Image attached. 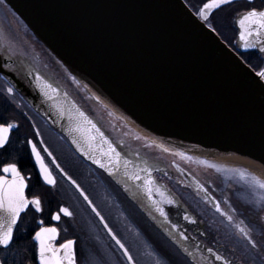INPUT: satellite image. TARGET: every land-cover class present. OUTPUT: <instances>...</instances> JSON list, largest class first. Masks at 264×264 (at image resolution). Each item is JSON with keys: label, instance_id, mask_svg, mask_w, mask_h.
I'll use <instances>...</instances> for the list:
<instances>
[{"label": "water", "instance_id": "95a60500", "mask_svg": "<svg viewBox=\"0 0 264 264\" xmlns=\"http://www.w3.org/2000/svg\"><path fill=\"white\" fill-rule=\"evenodd\" d=\"M5 1L28 22L74 85L59 78L39 57L15 51L1 27L0 71L33 110L108 178L190 264H224L215 257L227 259L226 255L205 240L204 222L177 186L219 213L240 238L236 225L253 231L247 218L217 197L208 184L213 176L197 171L198 166L186 159L238 165L264 174L263 76L184 0ZM244 14L237 20L241 51L264 53V32L247 35L248 22L244 28L239 23ZM241 32H245L243 40ZM245 43L255 46L245 48ZM49 84L51 88L46 87ZM57 105L73 116L78 108L99 132L85 123L83 131L70 135L69 128L75 124ZM74 138L94 159L73 143ZM110 145L130 162L127 167L138 173L139 180L132 181L123 170L119 177L112 175L95 162L108 163L105 153L111 155ZM34 158L42 174L35 152ZM145 187L152 188L151 196ZM153 201L160 202L166 219ZM38 248L40 257L39 240ZM45 249L47 260L50 252Z\"/></svg>", "mask_w": 264, "mask_h": 264}, {"label": "flooded vegetation", "instance_id": "af4514ba", "mask_svg": "<svg viewBox=\"0 0 264 264\" xmlns=\"http://www.w3.org/2000/svg\"><path fill=\"white\" fill-rule=\"evenodd\" d=\"M184 1L251 68L258 73L264 71V53L258 50L241 51L237 27L240 15L252 8L264 9V0H232L231 3L223 4L212 11H207L203 7L204 4L209 3V0ZM0 8L3 9L2 6ZM202 12L207 13V20L204 19ZM0 27L4 32L6 43L11 44L14 49L16 47L15 51H23L33 58L39 57L41 62L51 68L59 78H65L69 85H74L56 60L34 38L26 36L11 13L7 19H4L0 13ZM8 88H12L13 92L9 93ZM7 123H13L16 127L9 133L7 143L0 147V176L7 180L12 179V175L6 174L3 168L6 164H16L26 181L24 194L27 200L39 198L40 210L35 204L30 203L20 214L14 228L13 241L7 247L0 245V261H3V264H45L39 257L36 233L42 227H54L57 229L55 234H44V243L50 252V257L45 260L48 264H58V262L69 264L68 257L72 252L75 254L76 264H131L123 249L116 243V238L128 249L135 264H139L136 256L138 253L132 248L125 234L131 232L138 236L144 230L141 218L145 217L108 178L84 161L68 141L33 110L15 84L0 71V124ZM33 144L43 157V164L46 165L50 178L54 179L55 183H48L44 171L41 174L34 158ZM186 162L198 166L197 171H207L206 173L213 176V182L208 184L215 189V194L221 202L224 200L236 209L238 215L251 222L253 239L264 250V206L257 203L259 197L241 179V171L250 173L247 168L197 162L189 158ZM68 177L72 179L69 180ZM72 180L76 181L92 201V205H95V211ZM177 189L198 214V218L204 222L205 240L209 244L219 247L233 264H251L254 258L260 262L259 257H254L248 252L245 241L219 213L205 205L191 191L182 190L179 186ZM64 208H67L72 215L62 212ZM57 213H60L59 220L55 219ZM100 216L104 217L103 221L100 220ZM41 221L43 223H40ZM104 221L115 233L116 238L108 232ZM161 237L165 239L162 235ZM68 241H74L71 249L62 248L61 245H65ZM2 251L4 253H1Z\"/></svg>", "mask_w": 264, "mask_h": 264}, {"label": "snow or ice", "instance_id": "6c2138e0", "mask_svg": "<svg viewBox=\"0 0 264 264\" xmlns=\"http://www.w3.org/2000/svg\"><path fill=\"white\" fill-rule=\"evenodd\" d=\"M232 0H209V3L204 4V9H210L213 7H220L223 4L231 3ZM204 15V19H208V15L206 12H202ZM246 22H248V28L250 29L247 31V35H251L252 32H256L258 35L264 32V11L257 10L256 8H252L251 10L247 11L242 18L240 19L239 23L242 28L245 27ZM252 25H256L255 28H252ZM240 38L243 40L245 39V32L240 33ZM245 48L248 47H254L255 45H251L249 43H245L243 45ZM262 52H264V48L261 49ZM260 76H264V71H261L259 73ZM47 88H51V85H46ZM7 91L9 93L13 92L12 88H8ZM53 91L58 92V90L53 89ZM47 95V92L45 93ZM66 95V94H65ZM58 108H60L59 105H57ZM61 112H64L65 114H68L70 122L75 124V128H69V134L74 135L75 132H81L82 124H88L91 125V127L99 132L98 129L95 128V125L92 123V121L78 108H75V115L73 116L71 113L68 112L67 109L60 108ZM16 127L13 123H7V124H0V147H3L7 141H8V135L11 132V130ZM38 131V130H37ZM99 135L103 138V134L99 133ZM73 143L77 144V147L81 149V151L85 152V155L88 156L89 159H94V157L91 155L90 152L85 151L83 147H81L80 143L76 138L73 139ZM111 155H108V153H105V156H107L108 163H102L100 160H95L97 164L100 165L101 168H106L107 171L115 175L117 177L121 176V170H123V175L130 177L132 181L139 180L140 177L137 172L135 171H129L128 164L130 162L124 160L120 153L116 151L115 147L109 146ZM33 152H35L37 159L40 161L42 166V171L45 173V179L48 181V183H55L54 179L50 178V173L47 170L46 165L43 164V157L40 156L39 151L36 149V145H32ZM51 155V153H49ZM215 167V165H213ZM144 171L147 170V168L143 169ZM3 171L5 173H11L13 176L12 180H7L5 177L0 176V245H4L5 247L9 246L11 242L14 239V227L17 223V220L20 218V213L28 206V204H35L36 208L40 210V199L34 198L33 200L29 201L24 196V188L26 187L25 181L23 176L20 174L17 165L16 164H6L3 168ZM63 171V169H61ZM67 175V173H65ZM241 179L245 181L252 192H254L258 197L259 200L257 203L259 205L264 206V180H260L258 177L251 173H246L241 171L240 172ZM69 180H71V177H68ZM122 183H125L127 186V181L122 180ZM73 184H76L75 180H72ZM149 184H151V180L148 181ZM77 188H80L78 184H76ZM144 190L151 196L152 188L145 187ZM81 192H83V189H80ZM85 200L92 205V201L88 199V197L85 195ZM174 201L169 200L168 203H173ZM159 201H153V204L156 205V210L161 213L162 216L167 218V213L164 212L163 208L159 207ZM217 208L219 209V203L216 204ZM93 211H95V205H92ZM65 214L71 216L72 213L69 212L67 208H64L61 210ZM234 211V210H233ZM99 216V212L96 213ZM225 216H227L229 221L233 220L232 216H229L227 213H223ZM187 218V217H186ZM55 219H60V213L56 214ZM100 220L103 221L104 217L100 216ZM40 223H43L41 221ZM169 224H171V221H168ZM241 224H243V221H241ZM105 227L107 228L108 232L112 234L113 238H116L115 233L112 232L111 228L107 227V222H105ZM173 228L177 227L176 225H172ZM237 231L239 232L241 238L245 241V247L253 254L254 257H259L260 264H264V250L261 249V245L257 243L255 239H253L251 233V229L247 228L246 226L241 227L240 224L236 225ZM57 232L56 228H41L39 232L36 233V239L40 241V259L45 262V264H48L47 261H45V243H44V234L51 233L55 234ZM170 236L173 237V239H176L175 235L169 231L168 233ZM181 236H183V233H180ZM50 238V237H49ZM184 239H187V237H184ZM116 243L119 245L121 249H123L124 253L127 255V259L132 262V264H135V261L133 260L132 255L128 252V249L124 246L123 243L120 242V240L117 238ZM177 243H180L179 240H177ZM74 244V241H68L65 245H61L62 248H69L71 249V246ZM185 252H188V249H184ZM199 251V249H197ZM212 249H208V252H212ZM190 256H192L193 259H195V256L193 253H188ZM155 256V254L153 253ZM75 254L72 252L69 257L68 261L69 264H76ZM217 260H223L224 264H231L230 260L225 259L223 256L217 255L215 257ZM0 264H3V261H0ZM59 264V262H58ZM155 264H163L160 257H155ZM252 264H256V259L254 258L252 260Z\"/></svg>", "mask_w": 264, "mask_h": 264}, {"label": "rangeland", "instance_id": "374dc122", "mask_svg": "<svg viewBox=\"0 0 264 264\" xmlns=\"http://www.w3.org/2000/svg\"><path fill=\"white\" fill-rule=\"evenodd\" d=\"M144 230L138 236L127 232V240L138 255L139 264H155V257L158 256L163 264H189L177 250L163 239L158 231L145 219L141 218ZM1 253H4L2 251ZM155 254V256L153 255Z\"/></svg>", "mask_w": 264, "mask_h": 264}, {"label": "bare ground", "instance_id": "6f19581e", "mask_svg": "<svg viewBox=\"0 0 264 264\" xmlns=\"http://www.w3.org/2000/svg\"><path fill=\"white\" fill-rule=\"evenodd\" d=\"M0 6L3 7L0 8V13L3 15L4 19L8 18L9 13L12 14V16H14L16 22L19 24L20 29L26 34V36H31L32 38H34L43 48H45L43 46V44L40 42V40H38L33 31L31 30V28L29 27V25L27 24L28 22L25 21L18 12L15 11V9L9 5L5 0H0ZM46 49V48H45ZM254 171L249 170V172L253 175H255L256 177H258L260 180H264V174L256 169H253ZM252 264V263H251ZM256 264H260V262L256 261Z\"/></svg>", "mask_w": 264, "mask_h": 264}]
</instances>
